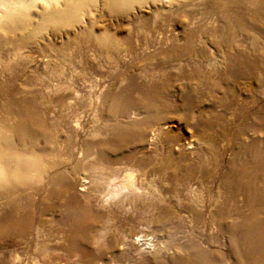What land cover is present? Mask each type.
<instances>
[{"label":"bare ground","instance_id":"1","mask_svg":"<svg viewBox=\"0 0 264 264\" xmlns=\"http://www.w3.org/2000/svg\"><path fill=\"white\" fill-rule=\"evenodd\" d=\"M36 1L0 0V60L16 58L28 44L36 41V35L48 29L50 23H53L52 30L56 31L72 28L78 23V9L81 5H92L95 2L56 0L62 1L61 7H58L51 5L52 0H41L50 5H43L39 12L31 13L30 8ZM102 2L109 12L116 15L127 14L133 3H138L141 8L144 3L151 2L148 8L152 9L149 17L141 15L136 20H130L127 24L130 29L122 37L106 29V26L92 36L95 45L89 50L109 59L116 71H120L118 77L112 79L110 73L101 72L104 65H96L87 56H80L79 64L84 67L87 65L90 70L89 82H96L98 78L103 81L110 79L111 86L117 85V89L110 92L107 104L109 114L106 119H109L110 124L104 127L106 141L94 140L99 134L50 135L51 131L46 127L48 116L64 123L63 110L68 107L67 104L77 105L79 91L63 86L62 82L54 84L53 81L42 85L45 92H40L32 88L36 82L33 83L28 76L22 83L18 82L19 76H22L20 67L13 69L6 62L3 64L2 72L10 71L12 75L4 84H0V94L10 96L6 104L0 106V118H5V115L17 116L22 130L17 129L15 135H5V129L0 124V245L11 242L12 235L16 237L30 232L38 235L43 232L44 224L50 221L44 214L55 210L68 216L67 221L61 224L62 227H58L63 232L60 233L67 237V249L76 246L78 249L77 242L98 240L104 228L100 223L108 222L112 215L111 212L99 213L95 207L120 196L121 206L125 204L126 207H132L133 197L148 193V188L143 184L146 174H142L140 169L151 162L145 157H139L144 152L141 149L134 150L137 146L143 149L158 144L167 149L170 162L164 174L168 176V183L173 185L179 177L176 170L169 167L172 161L179 160V156L174 153L175 149L180 152L198 148L209 150L219 142L223 146L231 144L233 140L240 143L239 139L244 135L241 131L237 132L240 123L257 134V137L248 142L242 138L245 142H241L239 148L242 156L237 162L234 159L230 162L225 174H218L214 168L208 172L203 171L202 164H199L196 178L206 177L209 186L215 185V189L198 206L216 229L228 233L235 230L264 233V103L256 105L255 97L251 102L244 101L237 87L238 83L245 81L243 85L246 91L254 92V84L261 86V91L264 90V43L260 47L257 45L256 53L254 43L257 42L253 39L251 43L234 39L230 29L232 23L241 24L246 32L256 29L255 19L264 21V0ZM32 17L38 20L31 23ZM176 17L183 23L182 35L170 28L176 23ZM211 17L215 18L216 27L210 28L201 23ZM151 24L158 27L159 36L151 42H144V48L141 45L143 52L134 58L138 61L124 63L122 57L109 55L118 52L123 44L126 45L128 55L133 54L134 44L138 40L133 29L147 31L151 29ZM259 33L264 40V28ZM206 34H219L225 38L223 42L215 44L217 48L214 46L216 53L213 55L206 53L207 48L203 42L196 41L197 36ZM77 42L76 34L72 33L66 41L52 38L45 47H38L37 50L50 49L58 60L57 55L66 44ZM31 53L29 51L26 56L33 62ZM14 94L23 96L16 98ZM74 121L77 122L76 119ZM78 126L80 123L77 122ZM181 135L188 136L180 140ZM106 146L114 155L109 158L110 166L122 165L125 168L112 169L109 173L103 169L96 177H92L93 174L77 175L78 170L86 166L85 162H92L98 154L101 155V151H105ZM41 163L45 165L44 175H40ZM130 168L138 170V177H143L142 184L136 183L133 174L137 173L130 171ZM174 189L171 187L168 192H174ZM207 190L212 192L209 188ZM192 209L188 207L186 211L196 213ZM166 212H170L169 209H165ZM237 219L242 221L240 226L236 223ZM134 236L136 233L131 238L134 239ZM250 251L252 247L247 246L243 254L235 255V264H255L257 259ZM97 257L102 259V253L98 252ZM178 264H188V261H179Z\"/></svg>","mask_w":264,"mask_h":264},{"label":"rangeland","instance_id":"2","mask_svg":"<svg viewBox=\"0 0 264 264\" xmlns=\"http://www.w3.org/2000/svg\"><path fill=\"white\" fill-rule=\"evenodd\" d=\"M62 1H57V3L56 0H52L51 5L61 7ZM102 1L103 0H95L92 5H81V8L78 9V23H75L72 28H60L56 31L52 30L51 25L53 23H50L48 29L36 35V41L32 44H28L16 58L11 57L9 59L6 57L4 60H0V84H4L5 80L12 75L10 71L2 72L3 64L6 62L10 68L17 69L20 67L22 76H19L18 82H23L27 76L33 80V83L36 82L32 87L35 90L37 89L40 90V92H45L42 85L51 84L54 81V84L62 82V85L64 84L63 86L66 85L67 87L75 88L77 91L81 92H78L77 105L67 104L68 107L63 110L64 123L62 121L59 122V120H56L53 116L50 118L48 116L49 123H47L46 127L51 131L50 135H54L55 133H59L58 135L99 134L98 138L95 137L94 140L96 139L104 142L107 139L105 136V128L110 124L109 119H106L109 114H107V112H109L107 104L109 105L110 92H114L117 89V85L111 86V83H109L110 79L103 81L98 78L96 82H94V80L89 82L91 76L90 70L87 65L84 67L79 64L80 56H87L88 59L93 63L95 62L94 64L96 65H104L101 72L110 73L112 79L118 77L120 71H116L114 64L110 63L109 59L104 56H98L89 50L95 45L92 41V36H95L94 34L102 31L106 26V29L112 30V32L117 33L119 37H122L126 35L127 31L130 29V26L127 25L130 20H136L139 18L138 16L141 15L149 17L152 14V9L148 8L151 2L147 4L144 3L141 8L138 3H133L127 14L116 15L109 12ZM43 5L48 6L50 3L37 0L36 3L31 6L30 12H39L41 10L40 7H43ZM37 20L36 17H32L31 23ZM175 20L176 23L170 28H174L177 34L182 35V21H180L178 17H176ZM255 20L257 28L247 32L243 30L241 24L232 23L230 26L232 31H230L234 34V39H242L248 43H251L253 39V41L257 42L254 43V45L261 46L264 40L260 36L259 31L261 28H264V21L257 20V18ZM201 23L210 28L217 26L215 18L212 17ZM151 26V29H149L151 31L138 28L133 29V32L136 34L135 37L138 39L134 44L133 54L128 55L129 53H127L125 49L126 45L123 44L118 52H111L109 55L122 57L124 63L138 61L139 59L134 58L143 52L141 45L142 48H144V42H151L159 36L158 27L153 24H151ZM54 31L57 33L53 34ZM72 33L76 34L78 42L69 43V45L66 44L57 55L58 60L54 58V53H52L50 49H45L44 51L37 50L38 47H45L44 45L48 44V40L52 38L58 39L59 41H66L68 36L72 35ZM11 35L12 34L8 36ZM231 39L226 38V40ZM224 40L225 38H222L219 34L199 35L196 38L197 43H204L208 55L215 54V49L217 48L215 44H219ZM57 44L59 45V43ZM201 45L203 44L201 43ZM256 46L254 49L255 52L258 53V46ZM29 51L32 52L31 54L34 57L33 62H31L32 59L26 56ZM144 52H146V50ZM147 52L149 51L147 50ZM46 62L47 64L44 66ZM33 69L34 71H32ZM243 82L245 81L237 84L238 92L241 94L243 100L251 102V99L255 97L257 100L256 105H262L264 103V90L261 91V86L254 84V89L257 92L255 90H253L254 92H249L245 90ZM106 95L109 96L106 97ZM14 96L20 98L23 94H14ZM9 97V94H0L1 107L6 104ZM247 97L252 98L247 99ZM75 119L80 123L78 128L77 122L74 121ZM18 120L17 116L10 115H5V118H0V124L5 129L3 131L5 135H15L17 129L22 130V127L18 124ZM12 127L16 129L14 130ZM240 131L244 134L241 135L239 139L240 143L233 140L231 144L228 143L223 146V143L221 144V142H219L218 145L211 147L209 150L198 148L191 150L186 149L180 152V150L175 149L174 153L179 156V160L175 159L176 162L172 161L169 167L171 170L175 169L179 177L178 181L175 184L173 183V185L168 183V176L164 174L166 170L165 167L168 166L167 163L170 162V156L169 158L167 157L169 155L166 152L167 149L158 144L153 145V147L146 146L143 147V149L137 146L134 150L141 149L142 153L144 152L139 155V157L141 156L140 158L142 159L145 157L151 162L140 169V171L142 170V174H146V176L144 175L145 183L142 181V176H140L141 179L138 177V170L133 168L129 170L137 173V175H135L131 172L134 178H136V183L142 184L143 182L144 186L146 185L145 187L148 188V193L133 197L132 207H126L125 204L121 206L119 202L121 196L110 198L107 203L95 207V211L99 213L106 214L111 212L112 215L108 222L100 223L102 228H104L103 234H101L98 240L88 243L77 242L79 246L78 249L76 248L77 246L74 249H67V237L62 234L63 232L60 229L58 230V227H62L61 224L67 221L68 216L65 217L61 215V213L55 212L57 210L50 213L46 212L44 217L50 221H46L44 224V229H42L43 232L38 235L33 234V232L16 237L12 235L13 237H10V240L12 239L11 242H6L4 246L0 245V264H178L179 261L185 260L188 261V264H235L233 257L240 253L243 254L247 246L252 247L250 253L257 259L255 264H264L263 232L245 233L242 230H235L234 232L228 233L216 229L211 219L206 218L202 211L200 212L201 208L198 206V204L201 205L202 202H205L208 198L207 194L213 193L215 189V185L212 186L213 188L209 186V180L205 179L206 177L202 176L201 179L196 178V170H198L199 164H202L201 169L203 171L208 172L211 168H214L217 169L218 174H225L231 165L230 162H232L233 159L237 162V159H240L242 156V152L239 150L241 142L245 140L249 141L253 137H257V134L249 130L243 123L238 124L237 132ZM187 136L188 135H181L180 140ZM109 151L110 149L106 146L105 151H101L102 156L98 154L93 161L91 160L92 162H85L86 166H84L83 169H79L77 175L90 176V174H93L94 176L92 175V177H96L99 175L98 172L103 169L105 170L104 172H110L112 169L115 170L118 168H120V170L124 169L125 167L122 165H118L119 167H117L111 164L110 166V163H108L110 160L109 158L114 155H111V151ZM47 158H49V156H47ZM43 164L44 163H41V165H39L42 171L40 175H44L45 165ZM95 168L98 169L95 171ZM89 169L90 171L88 172L87 170ZM206 172L203 173L205 174ZM149 174L152 175L150 176ZM171 187H175L174 192H168L170 191L168 189ZM208 188L212 192H209L207 190ZM186 206L191 209L193 208L192 210L196 211V213H191L188 210L186 211V209H188ZM165 209H169L170 212L165 213ZM51 219L53 221H51ZM237 220L236 223L240 226L242 221L239 219ZM133 233H136L134 239L131 238ZM82 250L86 254H83L84 252H82ZM98 252L102 253V259L97 257ZM243 264L247 263L243 262Z\"/></svg>","mask_w":264,"mask_h":264}]
</instances>
